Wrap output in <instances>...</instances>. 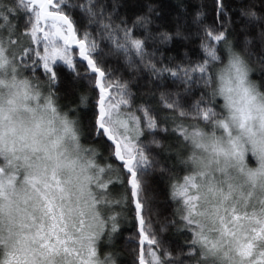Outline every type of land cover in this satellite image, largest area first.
<instances>
[{
  "label": "snow or ice",
  "instance_id": "snow-or-ice-1",
  "mask_svg": "<svg viewBox=\"0 0 264 264\" xmlns=\"http://www.w3.org/2000/svg\"><path fill=\"white\" fill-rule=\"evenodd\" d=\"M0 264H264V0H0Z\"/></svg>",
  "mask_w": 264,
  "mask_h": 264
},
{
  "label": "trees",
  "instance_id": "trees-1",
  "mask_svg": "<svg viewBox=\"0 0 264 264\" xmlns=\"http://www.w3.org/2000/svg\"><path fill=\"white\" fill-rule=\"evenodd\" d=\"M162 2L165 5H169V4H175L176 0H162ZM186 2L199 5V4L207 2V0H186ZM125 235H127V233H125Z\"/></svg>",
  "mask_w": 264,
  "mask_h": 264
}]
</instances>
